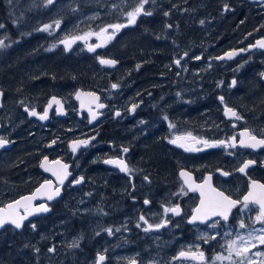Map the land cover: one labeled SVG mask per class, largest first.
I'll return each mask as SVG.
<instances>
[{"label":"rangeland","instance_id":"374dc122","mask_svg":"<svg viewBox=\"0 0 264 264\" xmlns=\"http://www.w3.org/2000/svg\"><path fill=\"white\" fill-rule=\"evenodd\" d=\"M168 1L147 0L144 12L151 15L141 14L144 16L143 22L137 20L134 25H128L125 13L133 10L140 0H53L50 5H46V0H0V25H3L0 29V39L8 45L0 49V88L4 92L0 109V132L4 138L13 141L10 150L3 149L2 157L10 156L12 160L16 159L21 163L19 172L16 173L17 167L11 166L7 169L8 163L4 159L0 160V198L4 199L6 193L15 192V189L19 190L18 193L32 192L33 185L36 187L46 180L45 176L34 172L31 166L42 163L45 156L56 157L47 155L61 149L54 144L59 146L62 144V159L70 161L71 151L68 149L67 139L74 137L75 132H62L61 137L59 131L62 130V125L54 121V113L51 115L49 125L50 120L44 121L45 126L37 123L32 125L30 117L21 109L23 105L31 108L30 105H38L43 99H48L47 94L46 96L40 94L43 87L52 95L61 96L62 92V98L67 102L65 108L72 112L69 125L79 124L76 117L77 101L74 99L79 90L86 91L79 92L80 105L84 109L95 108L91 104L95 93L104 102H106V99H103L104 95L111 98L116 106L112 105L110 100L107 101L110 104L109 116L112 115L109 119L115 120L114 112L122 111L123 107L134 101V96L127 95V88L123 83L128 69L140 70V67H143L147 76L159 70L161 74H167V79L161 84L164 87L168 84L176 85L177 81L173 79V74L182 80L188 78L192 82L189 89L192 87L197 89L194 79L198 75L202 76L200 73L203 72V81L198 80L200 86H205L203 83L207 81L211 87L213 81L214 83L219 81L217 78L222 63L218 61L221 59H216L217 56L247 39L264 35V2L251 4L247 0H184L183 7L171 8ZM173 1L177 4V0ZM239 3L243 4L244 10H238ZM225 5L228 6L227 10ZM253 10L257 13L251 15ZM246 14L251 15L254 23L249 22V25H245ZM58 20L61 22L59 27L54 23ZM101 20L104 21L103 24L107 23L106 26L127 25V29L119 30L102 46L112 47L111 54L123 59V65L117 71L101 69L98 64L86 60L88 58L86 46L79 39H76L68 50L60 43L65 38L77 37L79 33H95L93 27ZM201 21L204 23L201 24ZM46 24L52 26L49 31L38 30ZM6 25L13 26L17 33L11 35L14 43L8 44L10 34H5L7 30L3 32L4 34L1 33ZM142 26L146 28L142 29ZM111 31L109 29V32ZM91 41L90 38L89 42ZM20 44L19 55L15 52L14 57L7 56L10 50ZM53 45L55 47H52ZM182 52L188 56L180 62L178 68L174 66L173 61L181 59ZM258 57L262 60L264 54H259ZM192 63L194 68L189 66ZM229 63L237 64L239 61ZM253 65L252 68L248 67V71L241 79L240 87L236 89L241 93L227 88L226 100L240 109L242 119L239 120V125H249L248 128L261 135L264 132V92L259 93L253 87L252 79L253 77L258 79L257 71L261 72L258 67L262 64ZM80 74L85 77L81 79L80 85H75V81L80 79ZM111 76L115 80H112ZM113 84H117L118 87L112 88ZM180 87L185 88V85L181 84ZM169 97L168 91L158 96L157 108H162L163 118L175 112L170 108L172 103ZM192 99H195V96L190 97V100ZM130 108L132 106L127 110ZM188 109H191V105H180L177 115L186 114ZM210 117L212 122L218 123L217 110L213 103ZM144 121L147 123V120ZM116 129L119 132H110L109 138L100 143L104 151L98 155L114 152L121 156L122 150L119 146H123L126 132H123L122 124L117 125ZM220 130L222 129L212 131L211 135L209 132L200 135H210L211 140L218 142L233 134ZM167 131L170 132L169 127ZM148 138L151 140L150 146L143 143ZM133 141L131 146L125 145L130 149V153L132 151L131 155L129 153L130 159L142 163L147 160L149 164L141 170L132 168L134 173L132 183L129 178L121 179L115 169L101 167L92 176L87 168L95 169L96 156L93 154V158H88L87 154H83L79 161L73 163V170L83 173L87 183L81 188L75 186L76 188L68 191L70 196L66 197L65 204L72 206H65L66 209L62 212L61 202L59 208L48 211V215H46L48 212L28 215L30 218L24 223L32 220L26 224L31 227L26 231L22 227L19 228L22 230L14 227L5 228L6 231L0 233V264H97L96 254L102 250L103 253L108 251L109 258L105 264H132L133 261L135 264H230L228 260L214 259L217 255L228 256L229 240L235 239L237 235L247 237L249 232L254 236L264 234L260 231L264 229V223L256 220L259 214L257 204H249L247 208L242 206L234 212L235 215L229 222L220 221L203 228L189 227L186 232L171 230L146 232L145 227L138 226V214L143 207L130 200L131 197L137 196L128 195V190L133 184L134 187L139 184L140 189L146 187L147 197L154 200L156 209H162L160 217L156 216L157 213L152 211L153 209L146 210L150 224H158L165 213L164 208L167 207L163 206V202H168L170 190L175 188L174 185H179L175 183L173 177H169L171 170L166 169L167 163L187 164L191 163L192 157L179 149L176 154L173 153L169 136L164 132L162 134L151 132L150 136L141 140L137 135ZM49 146L56 148L52 149ZM244 149L236 148L235 153ZM212 150L216 148L212 147ZM126 159L129 161V156ZM209 161L206 158L199 159L196 166H203ZM211 161L226 164L225 159L218 160L215 156L211 157ZM23 165L28 169V176L21 173ZM111 170L114 171V175ZM160 172L165 173L159 174ZM118 180L123 181V187L115 183L113 185V181ZM94 193H98L100 199L104 201L96 199L92 195ZM118 209L122 210L118 217L113 220L107 218L108 212ZM87 216H91L92 219L85 227H81V218ZM98 218L101 220L105 218L107 226L102 225ZM241 221L245 224L244 228L239 227ZM32 225H35V228ZM107 229L112 230L111 235ZM92 232L96 238L92 236ZM204 237H215L211 239L213 242L208 244L209 251L205 246ZM133 238L137 240H132ZM177 238L183 239L185 245L193 249H196L197 245L204 249L206 251L204 260L178 258V253L185 247L176 241ZM74 241H78L79 246L69 247ZM102 242H106L104 244L107 246L102 247ZM49 248H53L54 251L49 252ZM251 252V259L255 264H264V259L255 255L256 252L264 253V245L256 242V247L251 249ZM174 257L176 259H173ZM236 259L238 258L233 254V260Z\"/></svg>","mask_w":264,"mask_h":264},{"label":"flooded vegetation","instance_id":"af4514ba","mask_svg":"<svg viewBox=\"0 0 264 264\" xmlns=\"http://www.w3.org/2000/svg\"><path fill=\"white\" fill-rule=\"evenodd\" d=\"M256 1V0H251ZM264 0L256 1L255 3H262ZM165 4H167L165 2ZM244 10L243 4L239 3L238 10ZM257 13L256 10L251 11V15ZM251 15L246 14L244 22L245 25H249V22L254 23V21L251 18ZM144 16L140 15L137 17V20H140V23L143 22ZM136 20V21H137ZM104 21L101 20L96 23V27H93V30L95 33H98L99 30L107 25V23L103 24ZM185 23V21H184ZM251 23V24H252ZM134 25V24H132ZM3 26V25H2ZM127 29L126 27H123L120 29ZM146 26H142V29H145ZM153 28H155L153 26ZM159 28V27H158ZM1 29V27H0ZM156 29V28H155ZM7 30L5 34H10V38L8 40V44L14 43L13 37L11 35H16L17 33L14 31L13 26L6 25L1 30V33ZM163 30V29H162ZM166 30V29H164ZM89 34V33H87ZM85 33H79L77 34V37H85ZM92 39L91 42H89V39ZM246 38V36H244ZM264 38V35L256 36L252 39H247L244 42L238 44L236 47H231L230 49H227L223 51L222 56L226 52H230L233 50H239V49H248V51L245 52H238L236 56H234L232 59H223L220 60L222 63L219 66V75L218 83H212L210 87V83L206 81L205 86H200V83L198 80L203 81V72L200 73L202 76H197L194 79V82L197 83V89H194L193 87L189 89L192 82L186 78L181 79L180 77H177L173 74V79L177 81L176 85L172 86L168 84L167 86L161 85L164 83V81L167 79V74H161L159 70H155L150 75H145V70L143 67H140V70L137 69H128L127 72L124 75L123 83L125 84V87L127 88V95L128 96H134V101L131 102L128 106H125L121 110H116L114 112L115 120H110L112 115L109 116V109L110 104L107 103V101H111V104L114 105V101L111 98L103 97V99H106V102L102 101L100 96L95 93V97L92 100V104L95 106V108L89 107V109H84L80 105V99L77 96H74V99L77 101V111L78 113L76 115L77 121H79L78 125H69V120L72 116V112L70 109L66 110V101L62 98V92L60 93L61 96H58L57 94L52 95L51 93H47L46 87H43L41 89L40 94L43 96H46L48 99H43L41 102H39L38 105H30L31 108H29L28 105H23L21 109H23L24 112L30 117V122L32 125L37 124H45L44 121H48L51 119V115L54 113V121H58L62 125L61 137L62 132H75L74 137H70L67 139L68 143V149L71 151V157L70 161H66L65 159H62V144L59 146L58 144H54L56 147H60L61 149H58V152L47 154V155H55L56 157L51 156H45L47 157L48 161L51 162H60L62 165H68L67 171L70 173V175L66 178L65 182L63 184H60L58 182V175H56L53 172L46 171L43 167H41V162L38 165H32L31 169H33L34 172H36L39 175H43L46 177L47 181L51 182V185L53 189L56 187L61 188L60 195L54 199L51 202H47L45 198L42 199H36L32 205H36L39 207V205L44 204L47 207H50V210L53 211L57 208H59L60 203L62 202V212L65 211L66 207H71L70 204H65L66 197L70 196L68 191L71 188L76 187H83L87 183L86 176L84 177L83 173H81L79 170L74 171L73 170V163L75 161H79L83 154H87L88 158H93V154L96 156V166L95 169L93 167L87 168L88 173L94 176V173L99 168L104 169H115L119 172L120 178L125 179L129 178L130 182H133L134 179V173L133 169L135 170H141L142 167L145 168L147 164H149V161H145L142 163V161H138L136 159L131 160L130 155L132 154V151L130 153V149L125 146L128 144L131 146V144L134 142L133 138L138 135V139L146 138L150 136L151 132H156L158 134H162L164 132L169 136L170 141L176 138H181L177 141V143H171L170 147L172 148V152L176 154V151L182 150L187 152L191 157L192 161L191 163H167L166 169L171 170L170 176L173 177L176 184L174 185L175 188L171 189V196L169 197L168 202L164 201L163 206L167 207H176L179 206L180 208V214L179 215H173L172 213H164L162 215V220L158 222L160 224L163 220H167L168 223L159 228L156 231L150 232H157L162 230H171V231H187L189 227H205L209 224H214L216 222H224L221 217L217 216L216 218L209 219L206 221H193L190 222L191 217L193 215V210L196 209L199 201L201 200V192L200 189L197 188V185H204V192L205 196L206 194L210 193L208 185L211 186V188L216 189L218 192H224L225 195L230 196L233 200H239L243 201V197L248 194L249 188H250V182L256 181L257 184H264V147L261 148H245L243 151H239L235 153L236 148H241L238 144V141L240 139V132L248 129L252 134H254L257 138H264V132L260 135L259 132H253L249 127V125L246 126H240L239 120H237L234 117L226 116L225 115V106L234 109L238 114L240 113V109L238 110L233 103L227 102V95H226V89L229 88L231 91L236 90L241 85V79L243 75L248 71V67L252 68L254 64L259 65L262 64L258 68L261 69V72L259 73L257 71V77H253L252 79V85L253 87L259 91V93L264 92V76L261 74L264 73V59L260 60L258 55L264 54V49L260 48H249V45H254L257 40ZM80 41H83L84 45L86 46L85 52L87 54L86 60L89 62H94L95 64L99 65V61L101 58H115L119 61L118 67L113 69V71H117L122 65H123V59L114 56L111 54L112 47L111 48H103L96 47L94 51H88V47L90 45H97L103 43V37L97 38L96 35H87L86 39H79ZM21 44L12 50L9 51L7 56L14 57V53L17 52L19 55ZM237 48V49H236ZM183 53V52H182ZM188 55H185V53L182 54L181 59H175L173 61L174 66L180 67V63H175L176 60H179L180 62L184 61L187 58ZM231 61H239V63H229ZM248 62V63H247ZM190 67L194 68V63L189 65ZM101 69L112 71V69L103 68L99 65ZM146 68V67H144ZM257 68V69H258ZM85 77L84 75L80 74V79H77L75 81V85H80L81 79ZM87 78V77H86ZM88 79V78H87ZM112 80H115L113 76H111ZM235 80V85L232 84V81ZM185 85V88H181L180 85ZM168 91L170 93L169 101L172 103L170 106L171 109H174L175 112L172 114H169L167 119L163 118L161 116V110L162 108H157V101L158 96H161L163 93ZM237 93L239 90H236ZM1 92V106H2V100L4 98V92L3 89L0 88ZM78 92H86V91H78ZM179 93V96L177 95ZM103 95V93H102ZM195 96V99L190 100V97ZM55 97L57 100H59L63 106L62 112H57V105L55 102H53L52 106L48 110V118L46 120H40L38 116H30L28 114V111L35 109L37 113L43 114L44 109L48 107L49 101L52 100V98ZM220 97H223V103L220 100ZM232 98V97H231ZM152 99V102H151ZM101 100V101H100ZM150 100V101H149ZM213 100V102H212ZM99 101V102H96ZM212 103L214 107L217 110V122L211 121V107ZM102 104L104 105L103 108H98L97 105ZM137 105L136 109L134 111H130V109L127 110L129 106ZM180 105L188 106L191 105V109H188L186 111V114H183L182 116L177 115V111L180 109ZM0 106V109L2 108ZM116 106V105H114ZM27 109V111H26ZM259 109L256 110L258 112ZM52 112V113H51ZM119 112L120 115H116V113ZM223 112V116H221ZM241 114V113H240ZM239 114V115H240ZM95 115V119H92V116ZM250 116V115H248ZM221 117V119H220ZM163 118V119H162ZM52 120V119H51ZM51 120L48 122V125L50 124ZM147 120V123L144 121ZM118 121V122H117ZM143 121V123H141ZM117 122V123H116ZM164 122V124H161ZM122 124L124 131L126 132L124 135V144L123 146H119L121 148V156H118L114 152L108 154V155H98L99 153H102L104 151V148L100 146V143L105 142L109 138L110 132H119L116 129V126ZM169 125H172L170 128ZM45 126V125H43ZM167 127H169L170 132L167 131ZM218 129L221 132H233L228 138L221 139L224 141H228L230 138L235 137L237 140V147L236 148H225L224 146H217L215 147L216 150H212V147H205L204 141H207L209 143H214V140L210 139V135L212 131H217ZM226 129H228L226 131ZM1 130V125H0ZM209 132L210 135H200V133H207ZM260 135V136H259ZM0 137H4L2 135V132H0ZM130 137V138H129ZM128 138V139H127ZM6 140L10 141L8 144H6L4 147L0 148V160H3L8 163L9 169L11 166L17 167L16 173L19 172V168L21 163H19V160L11 159L10 156H6L5 158L2 157L3 149L6 148L7 150H10L13 147V141L9 138H5ZM75 140H88L89 143L87 146H81L77 149L75 153L72 152V149L70 147L71 143ZM219 140V141H221ZM143 143H146L148 146L151 145V140L148 138ZM180 144H184L188 147H191L193 149H199V151H186L184 147H181ZM161 145L163 146L162 140ZM52 146V145H50ZM49 148H52L50 147ZM55 147V148H56ZM52 148V149H55ZM127 148L128 151L124 152L123 149ZM114 149V148H113ZM130 153V155H129ZM129 156V161L126 159ZM218 160H224L226 164L221 163H214L216 161H211V157H214ZM209 159L210 161L207 164H204L203 166H196L199 159ZM108 159H114V160H123L125 164L130 169L129 172L121 171L120 166L116 164H106L104 163L105 160ZM248 160L255 161V163L248 166V168L245 169V172L241 173L238 171L240 167L244 165V163ZM18 164V165H17ZM59 165L56 167L58 168ZM150 167V165H149ZM56 170V169H55ZM111 170V173L114 175V171ZM152 170V169H151ZM62 169V174H63ZM181 171H184L189 174L188 177H182L180 175ZM227 172L229 175L225 176L222 173ZM21 173L26 174L28 176V169L26 166L21 167ZM77 173V174H76ZM165 172H160L159 174H163ZM56 177V178H55ZM83 177V180L79 184H74L73 181ZM142 177V174L139 175V178ZM210 177L211 179L208 181V184H205V178ZM17 181L19 179H16ZM44 180V181H46ZM185 180L188 182L185 183ZM42 181V182H44ZM41 182V183H42ZM40 183V184H41ZM118 186L123 187L122 180L113 181ZM39 184V185H40ZM37 185V186H39ZM36 186V187H37ZM74 186V187H73ZM76 186V187H75ZM35 185H33L31 188H34L32 192H23L18 193V189H15V192H8L5 194V198H0V209H5L6 212L10 211L6 208V206L14 201L19 200L21 197H24L26 195H30L35 191ZM1 189V187H0ZM29 189V188H26ZM22 189V190H26ZM195 189V190H194ZM21 190V191H22ZM259 189L253 188L254 193H258ZM106 196L108 195L105 193ZM137 196V197H131L130 200L135 202V204L142 206V211H145L144 213L141 211L138 214V225L143 226L145 228L148 227V224H150V218L147 216V209H153L155 213H157L156 216H161V208H157L156 205L153 204V199L147 197V191L146 187L143 189H140V185L134 187V184L132 185V188L128 190V195ZM96 199H100V195L98 193L92 194ZM211 195V193H210ZM4 195L1 193V197ZM42 198V197H41ZM195 199H197V202H195ZM101 202L104 200L100 199ZM145 200H148L149 203L145 204ZM160 204V202H158ZM256 205V204H255ZM243 206V203L238 204L234 209H232V212L227 222H229L236 210L241 208ZM125 208V207H124ZM27 211V207H18L15 209V212L18 213V215H25ZM151 211V212H152ZM23 212V213H21ZM122 210H116L111 211L106 214L107 218L110 220L115 219L121 214ZM150 212V214H151ZM49 214V213H48ZM47 214V215H48ZM86 215V214H84ZM152 215V214H151ZM144 216L145 220L147 221V224L140 220V217ZM28 217V216H27ZM36 218V217H34ZM33 218V219H34ZM27 219V218H26ZM91 216H87L85 218H81L80 225L81 227H85L89 220H91ZM32 219L28 220L31 221ZM101 221L102 225L107 226V220L104 218L103 220L99 219ZM27 222V223H28ZM27 223H24L22 225V229L26 231L27 229L31 228L30 226L26 225ZM156 225V224H155ZM14 227L11 223H5L4 226L0 227V233L3 231H6L5 228H11ZM24 227V228H23ZM33 227V225H32ZM15 228V227H14ZM17 229V228H15ZM17 229V230H22ZM92 236L96 238V235L92 232ZM132 240H137V238H133ZM177 242H180L185 249L183 251H188L189 246L185 245V241L183 239H176ZM213 242L211 239L208 240V242L205 244L208 250V244ZM106 242H102V247L107 246L104 244ZM192 251H196V249H193L191 247ZM200 251L204 253V256L206 255V251L202 248H199ZM182 251V250H181ZM209 251V250H208ZM98 254H101L104 259L102 260L101 264H105L109 258L108 251L103 253L98 252ZM179 254V253H178ZM178 257V255H177Z\"/></svg>","mask_w":264,"mask_h":264},{"label":"snow or ice","instance_id":"6c2138e0","mask_svg":"<svg viewBox=\"0 0 264 264\" xmlns=\"http://www.w3.org/2000/svg\"><path fill=\"white\" fill-rule=\"evenodd\" d=\"M147 2V0H140V3L131 11H127L125 13L126 17H127V24L131 25V24H135L137 17L140 16L141 14L144 15H151V13H147L144 12V4ZM53 3V0H46V5H50ZM228 6L225 5V10H227ZM165 15L167 16L168 13L166 12ZM55 25L57 27H59L60 25V21H55L54 22ZM201 24L204 23V21L200 22ZM127 25L125 24H114V25H108L104 28H101L99 30L98 33H89L86 34L85 37H72V38H65L64 40L60 41V43H62L65 47V50H68L72 43L75 42L76 39H86L87 35H96L97 38H101L103 37V43L102 44H97V45H90L88 47V51H94L96 47H101L104 44H107L115 35L117 32H119V30L123 27H126ZM0 27H3L2 25H0ZM51 25H43V27L41 29H38L40 31H49V29L51 28ZM109 29H111L112 31L109 32ZM8 45L5 44L3 39H0V49L7 47ZM52 47H55V45H53ZM249 48H260V49H264V38H261L259 40L256 41V43L254 45H249ZM248 51V49H239V50H233L230 52H226L224 54V56L222 57H217V59H232L234 56H236L238 54V52H245ZM185 55H187V53H185ZM196 59H200V57H196ZM100 64L102 65H109V66H114L117 61L114 59H100ZM175 63L179 64L180 61L176 60ZM139 67V65L137 66ZM262 76H264V73L261 74ZM236 81L233 80L232 84L235 85ZM118 85L117 84H113L112 88H117ZM80 93H77V97L79 98ZM89 95H94V94H89ZM177 95L179 96V93H177ZM221 102L223 103V97H220ZM53 102H55V104L57 105V112H62L63 110V106L61 104V102L59 100H57L55 97L52 98L51 101H49V105L48 107H46L44 109L43 114L37 113L35 111V109L28 111V114L30 116H38L40 120H46L48 118V110L49 108L52 106ZM98 108H103L104 105L102 104H98L97 105ZM137 105H132V108L130 109V111H134L136 109ZM27 111V109H26ZM225 115L226 116H231L236 118L237 120L242 119V117L234 110L231 109L227 106H225ZM116 115H120L119 112L116 113ZM92 119H95V115L92 116ZM165 119H167V117H165ZM141 123H143V121H141ZM169 127L171 128L172 125H169ZM240 139L238 141V144L240 147L242 148H252V149H256V148H261L264 147V138H257L255 135H253L248 129H245L243 131L240 132ZM181 139V138H176L170 141V143H177V141ZM10 141L6 140L4 137H0V148L4 147L6 144H8ZM53 143H55V141H53ZM89 143L88 140H75L71 143L70 147L72 149V152L75 153L77 151V149L81 146H87ZM205 147H217V146H224L225 148H236L237 147V140L235 137L230 138L228 141H218L215 143H209L207 141L203 142ZM181 147H184L186 151H199V149H193L191 147H188L184 144H180ZM124 152H127L128 149L124 148L123 149ZM45 161L47 160V157L44 158ZM104 163L106 164H116L118 166H120L121 171L124 172H129L130 169L128 168V166L125 164V162L123 160H114V159H108L105 160ZM255 163V161H251L248 160L244 163V165L242 167H240L238 169V171H240L241 173L245 172V169L248 168L249 165ZM44 163H41V167H44ZM63 171L62 175H58V181L60 184L64 183V180L70 175V173L67 171L68 169V165H62L61 166ZM46 171L50 170V169H45ZM223 175L227 176L229 175V173L224 172L222 173ZM180 175L182 177H188L189 174L181 171ZM145 179L147 180L148 178L145 177ZM210 177H206L205 178V184H208V181L210 180ZM83 180V177H80L76 180L73 181L74 184H79L81 183ZM188 181L185 180V183H187ZM50 181H45L44 184H42L40 186V188H38L36 191L40 192L42 189L45 188L46 185H50ZM197 188L200 189L201 192V203H200V207L196 208L193 210V215L191 217L190 222L193 221H206L209 219L210 216H219L221 217L223 220L227 221L228 220V216L229 213L231 212V210L236 207L238 204L243 203V207L247 208L249 206V204H257L259 205V214L256 217V220L264 223V184H257L256 181H251L250 182V188H249V192L247 195H245L243 197V201H239V200H233L231 199L230 196L225 195L224 192H218L216 189L211 188L210 185H208L209 190L211 195H209L207 198H205V192H204V185H197ZM253 188H257L259 189L258 193H254L253 192ZM195 190V189H194ZM60 191L61 189L59 187H56L55 189L50 190L47 193V199L48 200H53L55 197L60 195ZM35 193L32 196L29 197H21L20 200L14 201L10 204H8L6 206V208L10 211L6 212L5 209H0V227L4 226L5 223H11L12 225H14L15 228L19 229L22 227V222L27 218L28 215H31L32 212H47L49 211V208L44 205L41 204L38 208H34L32 209V212H28L26 211L25 215L20 216L18 215V213L15 212V209L22 206V201H31L32 199L35 198ZM149 201L145 200V204H148ZM164 212L165 213H172L173 215H179L180 214V208L179 206L176 207H165L164 208ZM140 220L144 221L147 224V221L145 220L144 216L140 217ZM168 223L167 220H163L160 224H156V225H152V224H148V227L145 228L144 230L147 232L153 228L159 229L163 226H165ZM139 226V225H138ZM215 226V225H213ZM240 228H244L245 224L243 221H241ZM33 228H35V225H33ZM106 231H108L109 235L112 234V230L111 229H107ZM262 233H264V229L260 230ZM209 239H215V237H204L205 243L208 242ZM256 242H258L260 245H264V234L259 235V236H254L252 232L248 233V236H242V235H237L235 239L233 240H229L227 242V251H228V256H222V255H217L214 259L215 260H219V261H224V260H228L230 262V264H255V262L251 259L252 256V252L251 249L256 247ZM78 241H74L71 245H69V247H78ZM54 249L53 248H49V252H53ZM233 254L235 255V257H237L238 259L233 260ZM179 257H184V258H191L192 260H199V261H203L204 260V253L202 251L199 250V245L196 246V251H192L191 247L189 248L188 251H180L179 252ZM256 256L261 257L262 259H264V253H260V252H256L255 253ZM104 259V257L102 255L98 256V261L97 264H99V261H102ZM173 259H176V257H174ZM132 264H135V262L133 261Z\"/></svg>","mask_w":264,"mask_h":264},{"label":"water","instance_id":"95a60500","mask_svg":"<svg viewBox=\"0 0 264 264\" xmlns=\"http://www.w3.org/2000/svg\"><path fill=\"white\" fill-rule=\"evenodd\" d=\"M258 1H261V0H258ZM79 99H80V103H81V98H79ZM91 104H92V103H91ZM0 106H1V92H0ZM86 109H89V108H86ZM42 162H43L44 165H45L43 168H47V167L49 166L48 163H47V161H42ZM54 163H55V162H54ZM53 165H56V164H53ZM57 173L60 174L61 171H60V172H57ZM65 180H66V179H65ZM65 180H64V182H65ZM43 184H44V183H43ZM50 184H51V183H50ZM39 188H40V187H39ZM37 189H38V188H37ZM37 189H36V190H37ZM60 189H61V188H60ZM36 190L34 191V193L36 194V195H35V198L32 199V201H33V200H36V199H39V198L42 199V200H44L43 198L47 199V193H48L50 190H52V189H51V187H50L49 185H46L45 188L42 189L40 192H37ZM60 192H61V191H60ZM34 193H33V194H34ZM33 194L26 195V196H24V197H29V196H32ZM209 195H210V193H209V194H206L205 198H207ZM41 197H42V198H41ZM57 197H58V196H57ZM57 197H55L54 199H56ZM20 199H21V198H20ZM20 199H19V200H20ZM54 199H53V200H54ZM53 200H48V199H47L48 202H51V201H53ZM32 201H30V202H29V201H22V204H29V203H31ZM200 203H201V200L199 201V203H198V205H197L196 208L200 207ZM258 206H259V205H258ZM30 208H31V207H30ZM233 209H234V208H233ZM231 212H232V210H231ZM231 212L229 213V216H230ZM39 214H40V213H39ZM229 216H228V217H229ZM216 217H217V216H210L209 219H213V218H216ZM209 219H208V220H209ZM22 224H23V222H22ZM153 230H157V229H156V228H153ZM99 256H100V255H99ZM178 257H179V256H178ZM179 258H180V257H179ZM187 259H191V258H187ZM101 262H102V261H100L99 264H101Z\"/></svg>","mask_w":264,"mask_h":264},{"label":"trees","instance_id":"16d2710c","mask_svg":"<svg viewBox=\"0 0 264 264\" xmlns=\"http://www.w3.org/2000/svg\"><path fill=\"white\" fill-rule=\"evenodd\" d=\"M249 3H251V4H256L255 2L256 1H251V0H247ZM168 4H169V6L171 7V8H174V7H183L184 6V0H177V4H175L174 3V1L173 0H169L168 1ZM173 4H175L174 6H173ZM231 10H233L232 8H231ZM237 49V48H236ZM219 56H221V55H219ZM219 56H217V57H219ZM217 57H216V59H217ZM218 60V59H217ZM218 61H220V60H218Z\"/></svg>","mask_w":264,"mask_h":264},{"label":"bare ground","instance_id":"6f19581e","mask_svg":"<svg viewBox=\"0 0 264 264\" xmlns=\"http://www.w3.org/2000/svg\"><path fill=\"white\" fill-rule=\"evenodd\" d=\"M100 2V1H99ZM103 3V2H102ZM102 3H101V5H102ZM98 4V3H97ZM94 5V4H93ZM97 6V5H96ZM103 59H114V60H116L117 61V63L114 65V66H109V65H102V64H100V62H99V65L101 66V67H103V68H107V69H115L116 67H118V65H119V61L117 60V59H115V58H103ZM56 170L58 169V168H55Z\"/></svg>","mask_w":264,"mask_h":264}]
</instances>
